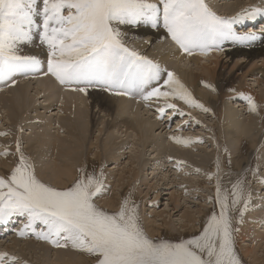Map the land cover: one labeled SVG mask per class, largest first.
<instances>
[{
	"label": "snow or ice",
	"instance_id": "obj_1",
	"mask_svg": "<svg viewBox=\"0 0 264 264\" xmlns=\"http://www.w3.org/2000/svg\"><path fill=\"white\" fill-rule=\"evenodd\" d=\"M261 13L264 8L251 7L233 17L220 16L207 0H0V83L11 80L15 84V75L42 70L40 59L22 54L21 49L38 35L47 47L44 74L72 86V91L87 94L89 89H100L117 96L136 95L145 102L155 98L162 101L156 109L161 117L166 109L185 115L170 102L173 99L210 111L192 97L174 72L129 47L121 26L162 27L182 52L192 55L198 50L206 55L225 41L258 39L254 32L237 33L234 25ZM206 86L215 90L213 85ZM238 95L247 101L249 111H258L252 96ZM170 139L191 142V138ZM16 152L20 155L15 166L0 175V222L13 216L25 218L17 230L19 236L32 233L56 247H70L91 257L92 264H242L235 237L237 225L250 210L245 175L225 187L218 173H208L210 179L217 176L215 196L208 198L213 209L198 233L174 242L147 234L131 195L122 197L111 211L95 202L107 188L103 167L99 172L78 169L76 178L60 188L37 177L18 140ZM0 155H8V150ZM250 171L256 175L255 169ZM37 224L43 226L38 232ZM17 259L0 252V264H16Z\"/></svg>",
	"mask_w": 264,
	"mask_h": 264
},
{
	"label": "bare ground",
	"instance_id": "obj_2",
	"mask_svg": "<svg viewBox=\"0 0 264 264\" xmlns=\"http://www.w3.org/2000/svg\"><path fill=\"white\" fill-rule=\"evenodd\" d=\"M252 1H254V0H252ZM209 4L214 6L213 2L209 3ZM232 4L233 3H225V7H227L225 10L230 15L233 13L237 14V12H235L237 10V8H236V6L234 8L233 7L234 5H232ZM216 8H214V9H216ZM218 8H219L218 13H219V10H221V12L223 11L222 8H220V7H218ZM222 15H223V13H222ZM225 15H227V14H225ZM256 17H257V19H255ZM259 18H260V16H255L254 18H251V20H249V22L251 24H256V21L260 20L261 24L258 23V25H260L261 28H255L254 29L253 28L254 25L252 26L249 23L250 24V26H248L249 29H247L246 31H244V29L241 30V32H243V33L254 32L258 35L259 38L254 40V41L247 42V43H240L237 41H225L221 45V48L215 49L214 55H211L214 59L213 60L211 58L212 61L214 62V68L212 67L209 69L207 67V64H206V66H202V63L200 64V60H203L202 59L203 57L201 58V56L194 54V52L192 53V55H188V54L185 55V53L182 54V51L180 49H178L176 45H175L176 47L174 48V50L171 51L169 54H166V52H165V55H164V53H162L163 55L161 54V57L160 56L158 57L157 55H156L157 57H153V55H152L154 60L158 61L162 68H167L168 71H172L176 74V76L179 78L181 83H183L185 85V87L188 89V91L192 94V97L196 101H198L200 104H202L204 106V108L210 109V111H207V112H210V115H212V117L214 118V131H213V128H210V132H209V134L206 135V137L208 138L207 140L210 143V145H212V146L214 145V149L217 148V150H216L215 154L209 153L208 151H206L205 154L203 153V155L198 154L201 162L196 163V161H194V159H190L189 157H187L186 153H185V155H186L185 156L183 153L175 152V150L174 151L166 150L167 148L163 151L158 149V148L156 149L157 155L160 153L161 154L163 153V154H166V156L164 158L165 162H161V164H156V165L154 164L155 165L154 168H157L158 170H160V174L164 173L163 176H165V177L169 176V175H167V172L173 171L172 172L173 174H171V175L175 177L174 181H176V182H175L174 186H172V185L166 186L168 183L166 181L162 182V187H164L163 190L168 191L170 188L173 187L174 191H170L169 193L165 192L162 194L163 195H169L170 199L174 201V202H172V201L171 202L174 205L173 207H175V209H178L176 211H179L182 208L190 207V206H188L189 205L188 202H192V201H187V202H185V204H184V202H182V205L179 207L180 199L185 197V195H183L182 192L183 193L185 191H188V193L194 192L193 190H195L196 188H199L202 185L203 186L207 185L208 183H212V179H214V184H215V180H217V176L213 175V177L210 179L209 176L207 175L208 172H206L208 168L213 169V171H211L210 173H212V174L218 173V177H223L224 176L223 174L225 172L233 173L232 176L228 173H226L227 175L225 174L227 176L226 179L229 180V182L226 184V186L227 185L229 186L231 182H234L238 176L245 175L244 171L247 170L248 168H249V171L247 172V174L245 176L249 177L248 173L252 169L253 164H254L253 168L257 169V168H255L256 159L252 160V158H251L252 151L249 152L251 150L250 148L255 143H257L256 140L253 138V135L251 133L253 131V129L248 128V126H244V128H242V126L240 127V123H238L237 121L234 120V115L232 114V112L228 111L225 108L223 109V107L221 105V101H223L225 98L231 99L234 97H239V98H241V100L239 99L237 101L241 102L240 105L242 107H244L246 105L245 102H247V101L243 97L238 95V93H244L245 95H250L251 91H249L248 88H245L243 86L242 80H244L249 73H252L251 76L254 77V81L260 80L259 82H261V83L264 82L262 79H259L260 76L259 77L256 76L257 73L254 70V67H256L257 61L261 60L263 63L262 65H264V29H262V28H264V16L261 17V19H259ZM121 31L126 33L127 44H128V41H132L135 44H139V48H141L143 50L144 49L147 50L148 48L150 49V46L154 47L155 43L164 42V41H167L170 39L167 36L166 31L162 27L154 29L150 25L144 24V23H140V24L135 25V26H132V25L121 26ZM236 32L240 33V31H236ZM38 42H39V37L37 35L36 37L33 38V43H26V44L21 45L22 54L37 56L38 59H40V61L42 62V67H44V69L42 68V70H41L42 73H46L47 72V55L44 54V52H45L44 48L40 47L38 50ZM128 46H130V45H128ZM152 49H150V50H152ZM46 52H47V50H46ZM170 55H173L175 57V60L178 61V63L184 61L185 59L189 60V58H190L193 61L192 62L193 64L198 65L197 68L199 70V73H187L186 71H184V68L182 66L177 67V64L172 65V63H170L169 61H168L169 62L168 63L166 61V58H168V56H170ZM221 57H223V59H221ZM209 58H210V56H209ZM224 59L225 60L227 59V62L233 61V67L237 66V69H236L237 71H243V73L240 75L239 81H237V82H239V85H238L239 88L238 89L230 88V83H231L232 78H234V74H231L228 77H226L222 70L217 69L219 61L220 60L223 61ZM205 60H206V58H205ZM205 60H203V61H205ZM164 63H166V64H164ZM210 63L212 64V62H210ZM261 69H263V71H264V66H262ZM193 72H194V70H193ZM29 74H35V73H29ZM18 75H21V74H17L15 76H18ZM47 76L49 79L46 77L45 78H39V79L34 77L35 79L32 78V80H34V84L36 85V87L39 91L50 92L51 90H53L58 96L60 95V97L57 96V99L62 101L61 105L63 107L61 110H63L62 112H66L68 114L65 119H60V118H58L57 120L47 119V121L49 124H53L56 126L55 129L57 130L58 134H59V132L65 131L67 136H69V138H71V139H70V141L67 142L68 147L62 145V146H64V150L57 152V154H56V157H55V160L53 163H56V161L57 162L59 161L58 162L59 165L52 163L53 165H51L47 169V171L50 170V172H47L45 170H43V171H38V170L36 171L35 170V173H36L37 177L39 179H41L42 181L49 183L53 186L62 188V187L68 186L76 178V176L78 175V172H77L78 169H86L89 172H92V171L99 172L101 170V167L104 168V166H102V162L107 161L108 158H117L116 157L117 155L115 156V152H113V149L116 147V146H114L115 144H113V142H116V141L113 140V138L111 136H110V139L108 141H105L104 143L102 142L103 144L101 147L99 144L100 141L98 140L99 136L98 137L95 136V141L94 140H93V142L91 141L90 137L93 133V127H96V121L94 120V114L102 113L104 115L110 116L115 111L116 115L118 113H119L118 115H120L124 112H127L128 114L130 113V115L134 116L135 115L134 113L136 112V111L134 112V110H137L139 106L141 107L140 100H142V99L136 95H129V96L118 97V101H115L117 99V97H116V99H114V101H113V99H112L113 96L112 95L110 96L109 94L105 93V91H102L100 89H89L87 94H85L84 96H86L87 99L90 100L89 105H90L91 111H92V108H94V110H96V111H94L95 113H91L92 115L90 117L89 127L86 128L85 124L80 122V119L83 115L82 110L80 108H75V104L79 101L80 102L82 101L80 92L79 91H72L71 90L72 86H66V85L59 84V82H57L54 77L52 78L51 75H47ZM165 78H166V75H165ZM8 83H9L8 85H6V83H0V90L3 89V87L5 85L9 88V89L7 88V90H3V92L0 91V104L5 103L6 105L8 104V105L12 106V113H11L12 117L10 119H7V123L9 126H13V125L17 124L20 120H22L23 126L31 129L34 125V122H35L34 120H36V118L30 117L27 115L22 116L23 113L31 107V104L28 101L27 96H26L27 95L26 85L22 84V83L19 84V82L16 81V83H18L16 85V87L15 86L9 87V85H11L13 83H12V81L8 82ZM206 84L213 85L215 90L207 87ZM230 89L234 90V91H230ZM81 93H83V92H81ZM49 96L51 97V94ZM53 97H55V96H53ZM252 97L255 100V102L257 103V105L259 106L257 113L259 115L260 126L264 127V96H260V97L252 96ZM242 98H243V100H242ZM170 102L176 103L178 105H181V104H184L185 106L189 105V104H186L184 101L179 100V99H173ZM51 104L52 103H50V105ZM136 106H137V108L133 109ZM72 113H74V114H72ZM115 117H117V116H115ZM119 120H120V118H119ZM145 120L146 121H142L141 123H138V122H134V121L126 118V119H122L120 121H118V120H115L114 122L111 121L112 123L107 122L105 127H106V129L107 128L114 129V128L118 127L119 129H124V132H127L128 130H131L133 128L132 129L133 132H134V130L135 131L138 130L141 132V135H139V136L137 135L140 141L144 142V140H146V141L150 142L151 136H150L149 132H150V130H152V127L154 126V124H153L154 122L148 121L147 119H145ZM250 121L254 122L252 119ZM191 123L193 125V122H191ZM138 125H139V128H138ZM155 126H157V125H155ZM136 128H138V129L136 130ZM96 129L97 128H95V130ZM109 129H107V130H109ZM97 131H98V133H101L102 129L98 128ZM86 133H88L89 136ZM47 134L48 133L42 131L41 134L38 133V135H39L38 138H36L34 140H27L26 141V150H28L31 153V155H33V153H37V152H40L38 155H41V156L42 155L48 156V154L52 155V153H50L52 151V149L45 150L48 142L50 141L48 137H45ZM197 134H198V132H197ZM211 134L214 135V138L217 142V145H216L215 141L213 144V142L211 140ZM250 137H252V138H250ZM229 138L230 139L233 138V141H232V143H233L232 149L233 150H231V151H230V146L228 145V142H227V139H229ZM65 141L66 140H62V142H65ZM149 142H144L143 144L149 145L148 144ZM260 142H262V141H260ZM179 144H178V147H179ZM184 145H185V143L181 146H184ZM187 145H190V143L189 144L187 143ZM224 145H225V148H224ZM83 146L84 147L87 146L84 157L81 155V151L83 149ZM94 148H96V149L102 148L104 151V154H101L99 152H94ZM118 148H119V146H118ZM223 150H225V151H223ZM41 151H44V152H41ZM64 151H65V153H64ZM181 151L184 152V151H186V149H181ZM2 152H4V151H2ZM116 152H118L117 149H116ZM89 154L93 155V157H92L93 159L89 158V156H88ZM211 154H213V155H211ZM227 154H229L230 157H227L228 156ZM120 155H118V156H120ZM15 157L16 156L13 153H10V151H8V155H0V175H6L10 172V170L15 166V163L17 162ZM38 157L41 158L40 156H38ZM38 157H35V159H39ZM213 157H214V160H211V158L213 159ZM35 159H33V160H35ZM131 159H133L132 163H134V161H136V159H137L136 155L132 156ZM112 160H114V159H112ZM178 160H180V162H182L179 165H177V163H176ZM169 161H171V162H169ZM217 161L219 163V169H217ZM31 162H32V160H31ZM159 162H160V160H154V163H159ZM96 164H98V166ZM96 166L98 167V169L100 168V170H97ZM166 168H168V171L167 170L164 171V169H166ZM181 169L183 170L182 172H180ZM197 169H199V171H196ZM118 170H120V169L118 168ZM155 170L156 169H153L151 171V173L154 172ZM215 170H216V172L214 173ZM105 172H107V171H105ZM113 172H115V171H113ZM120 172L121 173L118 176L116 175L117 176L116 178L114 175H111V173L110 174L108 173V175H106L107 173L104 174V180H105V184L107 186L106 192L103 196H101L99 199L96 200L97 203L98 202L100 203L99 206H101V207H103L109 211L115 210L118 207L119 201L121 200L122 197H124V196L128 197L131 194V193L130 194L127 193V195H125L126 193H124V190L126 189L127 186H126V182H124L125 179L123 176V171L121 170ZM136 173L138 174V172H135L133 170V174L137 175ZM140 173H142V171ZM175 174H178L179 177L176 176ZM134 177H136V176H134ZM198 177H201V179L199 180ZM250 177H252V179H255L254 181L257 183V187L262 186L263 183H261L260 181L262 180L261 178H264V177L258 178V175L257 174L253 175L252 171H251ZM153 178L155 179V176L150 178V177L146 176V174H145L142 182H145L144 185L149 188V191L153 190L154 193L157 194V192L162 190V189H160V190L155 189V185L157 184L158 181L156 179V181L154 180L155 182L153 183V180H152ZM133 179L135 180V178H133ZM149 179H151V180H149ZM247 179H249V178H247ZM165 180H168V179H165ZM108 181L111 182V184ZM149 181H150V183H149ZM174 181L172 179L171 183L173 184ZM151 183H153V184L151 185ZM181 185H183V187ZM175 187H177V188H175ZM208 188H210V187H208ZM210 193H209V195H207V199L209 198V196H213V197L215 196V187H213L210 190ZM148 194L149 193H146L143 195V193L141 191H135V193H132L131 196H132V198H134V200L136 202H137V199L139 197L144 198V200L142 202V206L141 207L139 206V212H140V214H143L142 218L145 222L146 228L148 230H151V231L153 229H155L157 232L160 233V229H159L160 225L163 227V225L167 224V226H168V222L166 223V221L164 220L160 224H156L157 221L152 219V218L161 216L162 212L158 213L156 211L155 207L151 208V211L149 213L150 215L145 214L144 203L147 202L146 196ZM159 196L160 195H157L155 197V199H158ZM251 198H252V194H251ZM170 199L168 198V201H170ZM186 200H188V199H186ZM208 203L206 202V204H208ZM253 204H252V206H253ZM167 205H169V204H167ZM209 207H211L210 203H209V206L205 205V207L201 208V210L204 212H208L210 214L212 209H209ZM166 210L164 212L167 213L168 211H166ZM259 210H264V207L259 208ZM202 211H200L199 208L195 209L194 211H190L189 209L183 210L181 217L184 219V223L180 226L182 229L180 232L181 235L186 234L189 237V235L195 234L196 230L194 229V224L197 222L200 223V219H199L200 216L199 215H203ZM182 218H180V219H182ZM17 220L19 221V224L23 226V223L25 222V218L20 217V216H13L6 223L0 222V227H1L0 232L3 230L2 228L4 226L10 225V223H12V222H17ZM245 221H246V218H243V222L237 225V227L239 228V231H238V233H236L235 247L238 249V255L240 256L242 261H246L245 259L248 258L253 263L255 262V263H259V264H264V261H263L264 257L262 255L258 254V252H257V251H259L258 248H260V250H262L264 252V241L262 243H255V245H252L251 248H245L244 249L245 251L241 250L240 246L236 244L237 237H240L242 239L246 235L245 233H247V235L250 236L249 231H248V228H250V227H248V226L246 227ZM157 223H159V222H157ZM254 224L256 225V226L254 225V229L260 228V230H261V231L254 230V232H253L252 237L256 241L257 237L262 238V236H264V225L258 227V223L256 221L254 222ZM263 224H264V222H263ZM38 227L41 230L43 226L37 224L35 226V229L37 232L40 231L37 229ZM180 227H179V229H180ZM251 227H253V226H251ZM170 229L171 230H169V231H172V228H170ZM1 235H3V234H1ZM28 236L29 235L22 237V236L15 234V236L12 237L10 239V242H9V245L11 247L8 249L6 246L8 244L5 245V243H3L2 245L6 246L3 249H6L5 251L8 252L10 255H13V256H15L14 253L16 251H18L17 253H20L19 258L21 259V261H22V259L26 258L25 252L27 251L28 253H26V254H30L31 257L33 256L32 259H34V261L35 260L38 261L41 259L42 262L43 261L45 263L49 262L47 264H90L92 262L91 257H89L88 255H86L84 253L75 251V250L71 249L70 247H68V248L56 247L53 244L49 243L48 241L38 239L35 234L33 235L34 237L30 238V239L28 238ZM5 239H6V237H5ZM3 249H0V252H5ZM15 249H17V250L14 251Z\"/></svg>",
	"mask_w": 264,
	"mask_h": 264
},
{
	"label": "rangeland",
	"instance_id": "obj_3",
	"mask_svg": "<svg viewBox=\"0 0 264 264\" xmlns=\"http://www.w3.org/2000/svg\"><path fill=\"white\" fill-rule=\"evenodd\" d=\"M207 2L208 3L213 2L215 7L211 4H209V6L212 8V10L215 11L218 15L225 16V17H233L236 15V13H233L231 15L227 13V11L225 10L227 8V7H225V3H233L232 4V5H234L233 7L235 8V6H236V8H237V10L235 11L237 13L241 12V9L242 10L243 9H250L251 7L264 8V0H258V1L257 0H254V1H252V0H227V1L226 0H222V1L221 0H219V1L218 0H207ZM217 6L222 8V10L224 12L223 11L221 12V10H219V13H218L219 8ZM214 8H216V9H214ZM222 13H223V15H222ZM225 14H227V15H225ZM256 16H260L259 19H261V17L264 16V13L258 14ZM255 19H257V17ZM249 20H251V19L245 18V19H243L242 22L236 23L234 25L235 31H240V33H243V32H241V30L244 29V31H246L247 29H249L248 26H250V24H251L249 22ZM258 23L261 24V21L257 20L256 24H251V25L252 26L254 25L253 28H261L260 25H258ZM262 29H264V28H262ZM36 36L37 35H34V37H36ZM127 45H130L129 47H132V48H134L140 52L143 51L142 54H144L146 56H148L150 54L148 57L152 58V59H154L153 57H157V56L161 57L162 53H164V55H165V52H166V54H169L176 47L174 42L171 39L164 41V42L155 43L154 44L155 48L153 46H150V49L153 48L154 50L153 49L150 50L149 48L147 50H145V49L143 50V49L139 48V44H135L132 41H128ZM40 47L44 48V50H45L44 54L47 55V52H46L47 47L42 45L39 41L38 42V50ZM177 48H178V46H177ZM182 54H184V52H182ZM194 54L201 56V58L203 57L202 58L203 60H205V58H206L205 61L200 60V64L202 63V66H206V64H207V67L209 69L212 67L214 68V62L212 61L213 57L211 56V55H214V50L208 52L206 55H201L198 50L194 51ZM152 55H153V57H152ZM185 55H186V53H185ZM209 56H210V58H209ZM221 59H223V57H221ZM166 61L167 62L169 61L170 63H172V65L177 64V67L182 66L184 68V71H186L187 73H199V70L197 68L198 65L193 64L192 63L193 61L190 58H189V60L185 59L184 61L178 63V61L175 60V57L173 55H170V56H168V58H166ZM210 62H212V64ZM166 63H164V64H166ZM262 64L263 63L261 60L257 61L256 67H254V70L257 73L256 76L257 77L260 76L259 79H262L264 81V71H263V69H261V67L264 65H262ZM42 68L44 69V67H42ZM165 69H167V68H165ZM217 69L222 70L226 77H228L231 74H234V78H232L231 83H230V88H234V89L239 88V86H238L239 82H237V81H239L240 75L243 73V71H237L236 70L237 66L233 67V61L227 62V59L226 60L224 59L223 61L220 60L218 63ZM193 70H194V72H193ZM34 73L35 74H29V73L28 74H21V75L13 77V79L15 81L19 82V84L22 83V84L26 85V88H27V91H26L27 95L26 96H27L28 101L31 104V107L28 110H26L22 116L27 115V116L36 118V120H34L35 121L34 125L31 129L27 128V127L23 126V121L20 120L17 124H15L13 126H9L7 123V119H10L12 117L11 116L12 106L8 105V104L6 105L5 103H1L0 104V133H5V134L0 135V153L2 151H4L5 149H7L8 151H10V153H13L16 156L15 157L16 161H18V158L20 155L19 153L16 152V146H17V140H18L20 143L21 152L29 159L30 162L32 160L31 163L33 164L35 170L36 171L37 170L38 171H43V170L47 171V169L51 165H53V164L59 165V163H58L59 161L58 162L56 161V163H53L55 160L56 154H57V152L63 151L64 146L68 147L67 142L70 141V139H71V138H69V136H67L65 131L64 132L58 131L59 132V134H58L57 130L55 129L56 126L53 124H49L47 119H53V120H57L58 118L65 119L68 114L66 112H62L63 111V110H61L63 107L61 105L62 101L57 99L58 95L53 90H51L50 92L39 91L37 89L36 85L34 84V80H32V78L33 79H35V78L39 79V78H45V77L48 78V76L45 75L44 73H42V71H37ZM251 75H252V73H249L247 75V77L244 80H242L243 86L245 88H248L249 91H251V94H252V95L250 94L251 96H254V97L264 96V82L261 83V82H259L260 80L254 81V77H252ZM8 82H11V80H9ZM8 82L6 83V85L9 84ZM17 84L18 83L14 84V85L11 84V85H9V87L10 86L16 87ZM6 85L0 91L3 92V90H7L8 87ZM105 93L109 94L110 96L112 95L113 101H114V99H116V97H117V99L115 101H118V97H120V96L114 95L110 92L109 93L105 92ZM50 94H51V97L49 96ZM80 94H81L82 101L77 102L75 104V108H80L82 110L83 115L80 119V122L84 123L85 127L88 128L89 122H90V117L92 115L91 113H95L94 111H96V110H94V108H92V111H91V108L89 105L90 100L87 99L86 96H84L85 93L80 92ZM53 96H55V97H53ZM58 97H60V95ZM239 99L241 100V98H239V97H234L231 99L225 98L223 101H221V105H222L223 109L225 108L228 111L232 112V114L234 115V120L237 121L238 123H240V127L242 126V128H244V126H248V128L253 129V131L251 133H252L253 138L256 140L257 143H255L250 148L251 150L249 152L252 151V154H251L252 160L256 159V162H255V168H257V169H255L256 174L258 175V178H261V177H264V127L260 126L258 113L257 112L254 113V112L249 111L247 102H245L246 105L244 107H242L240 105L241 102L237 101ZM242 100H243V98H242ZM50 103H52V104L50 105ZM161 104H162V101H158L155 98H153L152 100H150L148 102H145L144 100H140L141 107L140 106L138 107V109H137L138 111L134 110V112L136 111L134 113L135 114L134 116L130 115V113L128 114L127 112H124L120 115H118L119 114L118 113L116 115L115 111L110 116L104 115L102 113H100V114L96 113V114H94V120L96 121V127H93V133H92L90 138H91V141L93 142V140L95 141V136L96 137L99 136L98 140L100 142L99 141L98 142L100 144V147L102 146V144L105 141H108L110 139V136L113 138V140L116 141V142H113V144H115L114 146H116L113 149V152H115V156L117 155L116 156L117 158H108L109 161L106 159L107 161L102 162V166H104V168H103L104 174L107 173L106 175H108V173L109 174L111 173V175H114L116 178L121 173L120 171L122 170L123 176L125 179L124 182H126V186H127L126 189L124 190V193H126L125 195H127V193L128 194L135 193V191H141L143 193V195L146 193H149L146 196L147 202L144 203L145 214L150 215L149 213L151 211V208L155 207L156 211L158 213L162 212V215L155 217V218H152V219L159 222V223L156 222V224H160L162 221L165 220L166 223L168 222L169 227L167 226V224L163 225V227L160 225V228H159L160 233L157 232L155 229H153L152 231L148 230L146 228L145 222L142 218L143 214H140V217H141V220L143 222V226H144L145 231L147 232V234L150 237H153L156 239H167V240H171V241L176 242V241H179L180 239H187L191 236V235H189V237H188V235H186V234H182V235L180 234V232L182 230L180 226L184 223V219L181 217L184 209H189L190 211H194L195 209L199 208L200 211H202L201 208H204L205 205L209 206V203L211 204V207H209V209H213V202L207 199V195H209L210 190L213 187H215L216 180H215V184H214V179H212V183H208L207 185H204V186L202 185L199 188H196L195 190H193L194 192H191V193H188V191H185L184 193L182 192V194L185 195V197L180 199L179 207L182 205V202H184V204L187 201H192V202H188L189 205L187 204L190 207L182 208L181 210L176 211L178 209H175V207H173L174 205L172 202H174V201L170 199L169 195H163L162 194L165 192L169 193L170 191H174L173 187L170 188L168 191L163 190L164 187H162V182L166 181L168 183L166 186H170V185L174 186L175 182H176V181H174L175 177L171 175V174H173L172 173L173 171L167 172V175H169V176L165 177V176H163L164 173L160 174V170H158L157 168H154V166L156 164H161V162H165L164 158L166 156V154H163V153L162 154L160 153L157 155L156 149L158 148V149L163 151L167 148L166 150H169V151L175 150V152L183 153L184 155L186 153L187 157H189L190 159H194V161H196V163L201 162L198 154L203 155V153L205 154L206 151H208L209 153L215 154V152L217 150V148L214 149V145L213 146L210 145V143L207 140L208 138L206 137V135L209 134V132H210V128H213V131H214V118L212 117V115H210V112L204 111L202 108L195 107L193 105L192 106L191 105L185 106L184 104L178 105L176 103L175 104L177 105V107L184 111V113H185L184 116H180L178 112L174 114L173 110H171V109H166L165 115L163 117H161L160 114L156 110L157 107L161 106ZM144 107L145 108L147 107V108L145 109ZM135 108H137V106L134 107L133 109H135ZM189 113L191 115H188ZM72 114H74V113H72ZM115 116H117V117H115ZM169 116L172 117L171 120L168 119ZM119 118H120V120L128 118V119H130L134 122H138V123H141L142 121H146L145 119H147L148 121L154 122L153 123L154 126L152 127V130H150V132H149L150 136H151L150 137L151 141L149 142V141L144 140V142H149L148 143L149 145H144L143 144L144 142L139 140L138 136L141 135V132L137 130L139 128V125H138V128H136V130L138 132L135 130L133 132L132 131L133 128L131 130H128L127 132H124V129H119L118 127L114 128V129L107 128L109 130L106 129L105 125L107 122L112 123L115 120L120 121ZM251 119L254 122L250 121ZM191 122H193V125ZM155 125H157V126H155ZM95 128L102 129L101 133H98L97 129L95 130ZM42 131L48 133L45 137H48L50 141L48 142L45 150L52 149V151L50 152V153H52V155L48 154V156L47 155L41 156V155H38L40 152L33 153V155H31V153L28 150H26V141L27 140H34V139L38 138L39 137L38 133L41 134ZM197 132H198V134H197ZM86 134L89 136L88 133H86ZM173 136H177V137H181V138H191L190 145L185 144L186 146L185 145L181 146L184 143L179 144L176 141L170 139V137H173ZM250 138H252V137H250ZM62 140H66V141L62 142ZM211 140H212L213 144L215 141V143L217 145V142H216L213 134H211ZM232 141H233V138L227 139L228 145L230 146V151L233 150L232 149V147H233ZM260 141H262V142H260ZM178 144H179V147H178ZM62 145H64V146H62ZM118 146H119V148H118ZM86 147L87 146H85V147L83 146V149L81 151V155L83 157L85 156ZM224 148H225V145H224ZM116 149L118 152H116ZM181 149H186V151L182 152ZM223 151H225V150H223ZM41 152H44V151H41ZM94 152H99L101 154H104V151L102 148H99V149L94 148ZM64 153H65V151H64ZM118 155H120V156H118ZM134 155H136L137 159H136V161H134V163H132L133 159H131V157ZM211 155H213V154H211ZM227 155H228L227 157H230L229 154H227ZM38 156H40L41 158H39ZM88 156L90 159H93L92 154H89ZM35 157H38L39 159H35ZM33 159H35V160H33ZM112 159H114V160H112ZM154 160H160V162L154 163ZM211 160H214V157H213V159L211 158ZM178 161H180V160H178ZM169 162H171V161H169ZM98 164H96V165L98 166ZM97 166H96V169L100 170V168L98 169ZM253 166H254V164L252 165V169H254ZM117 167L120 170H118ZM153 169H156V170L151 173V171ZM133 170L135 172H138V174L137 173H136L137 175L133 174ZM166 170L168 171V168L164 169V171H166ZM105 171H107V172H105ZM113 171H115V172H113ZM141 171H142V173H140ZM182 171L183 170L181 169L180 172H182ZM211 171H213V169L208 168L206 172L210 173ZM248 171H249V168L244 171V174L246 175ZM47 172H50V170H48ZM215 172H216V170L214 171V173ZM226 173H228V172H225L223 174L224 175L223 177H218L221 184L225 187L228 186V185L226 186V184L229 182V180L226 179V177H227ZM145 174H146V176H148L150 178L155 176V179L153 178L152 180L154 183L157 179L158 182L155 185V189L156 190L162 189V190L158 191L159 193L157 192V194H156V193H154L153 190L149 191V188L144 185L145 182H142V181H143V177L145 176ZM228 174H230L231 176L233 175V173H228ZM250 174H251V171L248 173L249 177H247V178H249V179H247V180H248V187H249V189H251L250 192L252 194V198L250 200L251 201L250 202L251 207H250V210L244 214V218H246V221H245L246 227L247 226L250 227V228H248L250 236H248L247 233H245L246 235L244 236V238L241 239L240 237H237L236 244L240 246L241 250H244L245 248H251L252 245H255V243H262L264 241V236H262V238L257 237L256 241L252 237L254 230L261 231L260 228L254 229V225H255L254 222L256 221L258 223V227L264 225L263 224V222H264V210H259V208L264 207V183L262 184L261 187H257V183L254 181L255 179H252V177H250ZM175 175L178 176V174H175ZM134 176H136V177H134ZM133 178H135V180ZM164 178L168 179V180H165ZM172 179L174 181L173 184L171 183ZM198 179L200 180L201 177H198ZM261 179H264V178H261ZM149 180H151V179H149ZM109 183L111 184V182H109ZM149 183H150V181H149ZM153 183H151V185ZM208 187H210V188H208ZM175 188H177V187H175ZM157 195H160V196L158 197V199H155V197ZM124 197H126V196H124ZM168 198L170 199V201H168ZM186 199H188V200H186ZM143 200H144V198H140V197L137 199V203L140 207L142 206ZM206 202L207 203L209 202V203L206 204ZM97 204L100 205L99 202ZM167 204H169V205H167ZM252 204L254 207L252 206ZM165 210L168 211L167 212L168 214L166 212H164ZM202 212H203V215H199L200 216L199 217L200 223L197 222L194 224V229L196 230L195 233H198L201 230L205 219L207 218L208 215H210L208 212H204V211H202ZM180 218H182V219H180ZM18 224H19V221L17 220V222H12V223H10V225L4 226L2 228L3 230L0 232V238H1L0 239V249H3L6 246L8 249L11 247L9 245L10 239L12 237H14L15 234H17L16 233L17 229L18 228L20 229L22 227V225H20V224L18 225ZM251 226H253V227H251ZM179 227H180V229H179ZM170 228H172V231H169V230H171ZM37 229L40 230L39 227ZM1 234H3V235H1ZM33 235L34 234L30 233L28 238L29 239L33 238L34 237ZM5 237H6V239H5ZM3 243H5V245L6 244H8V245L4 246V245H2ZM258 249H259V251H257L258 254H260L264 257V252L262 250H260V248H258ZM3 250L5 251L6 249H3ZM16 250L17 249H15L14 251H16ZM236 250L238 252L237 248H236ZM17 252L18 251H16L14 253L15 256H17V258H18L16 261V264H22L23 261H27V264H47V263H49V262L45 263L44 261H43L44 262L43 263L41 259L38 260L39 262L37 260L34 261V259H32L33 256L31 257L30 254H26V253H28L27 251L25 252L26 258L22 259V261H21V259L19 258L20 253H17ZM245 260L246 261H242V264H259V263H255V262L253 263L248 258H246ZM263 261H264V259H263ZM90 264H92V262Z\"/></svg>",
	"mask_w": 264,
	"mask_h": 264
}]
</instances>
